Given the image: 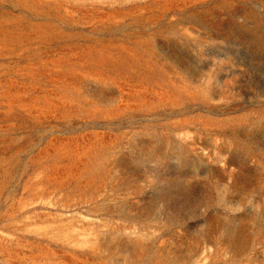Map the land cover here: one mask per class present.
I'll return each instance as SVG.
<instances>
[{
    "label": "rangeland",
    "instance_id": "rangeland-1",
    "mask_svg": "<svg viewBox=\"0 0 264 264\" xmlns=\"http://www.w3.org/2000/svg\"><path fill=\"white\" fill-rule=\"evenodd\" d=\"M0 264H264V0H0Z\"/></svg>",
    "mask_w": 264,
    "mask_h": 264
}]
</instances>
